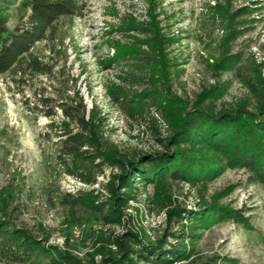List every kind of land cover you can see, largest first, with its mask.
<instances>
[{
  "label": "rangeland",
  "instance_id": "1",
  "mask_svg": "<svg viewBox=\"0 0 264 264\" xmlns=\"http://www.w3.org/2000/svg\"><path fill=\"white\" fill-rule=\"evenodd\" d=\"M84 5L82 16L60 24L57 44L63 60L67 58L60 79L76 80L89 108L92 102L100 106L109 121L107 136L122 153L165 151L149 122L129 120L114 100L119 89L127 94L142 89V83L126 79L124 63L108 64L116 45L134 47L144 38L126 33L125 24L154 22L165 41L169 93L177 104L168 119L177 121L203 97L204 104L213 103L218 111L240 106L256 111L248 83L264 82V0H84ZM21 23V14L12 11L9 28ZM39 51H46V46ZM39 81L46 83L45 78ZM7 82L0 76V219L37 237L51 234L49 243L62 249L69 240V249L85 259L95 240L88 234L104 229L107 237L118 236L124 229L104 227L98 215L83 208L71 216L66 195L77 196L78 191L104 195L103 186L119 169L106 166L94 186L67 176L57 159V139L46 137L49 121L27 111L21 94L15 86L9 89ZM153 115L161 138L169 137L175 122L167 123L155 110ZM156 194L151 187L149 195ZM171 194L178 204L196 209L198 195L188 185H172ZM205 195L247 222L229 219L213 226L200 241L198 254L179 264H264V185L255 183L245 170L228 169L209 184ZM146 200L143 197L138 204L139 212H127L125 228L131 215V226L156 240L166 232V220L164 214L150 213Z\"/></svg>",
  "mask_w": 264,
  "mask_h": 264
},
{
  "label": "trees",
  "instance_id": "2",
  "mask_svg": "<svg viewBox=\"0 0 264 264\" xmlns=\"http://www.w3.org/2000/svg\"><path fill=\"white\" fill-rule=\"evenodd\" d=\"M84 7V0H0V76L8 78L9 89L16 87L27 111L49 121L46 137L57 139V159L67 176L94 186L106 166L118 167L119 172L103 186L104 195L78 191L77 196L66 195L65 201L71 216L83 208L98 215V223L104 227H122L124 231L108 237L104 229L88 234L95 238L93 252L82 259L69 249V240L62 249L49 243L51 234L37 237L0 219V264L188 262L198 254L200 241L210 228L229 219L247 222L240 214L208 200L209 184L228 169H241L255 183L264 185V82L248 83L257 112L244 106L218 111L213 103L204 104L203 97L177 121L168 119L177 104L169 93L165 41L154 22L125 24L126 33L136 32L144 38L134 47L116 45V54L108 64L124 63L126 79L142 83V89L130 94L119 89L114 100L129 120L148 121L165 151L122 153L107 136L109 121L100 106L92 102L89 108L76 80L70 76L65 82L60 79L67 61L57 44L60 24L82 16ZM14 10L21 14L22 23L10 29ZM40 46H46V51L36 52ZM41 78L46 83L40 82ZM153 110L167 123L175 122L169 137L161 138ZM172 185L196 190L195 210L178 204L171 194ZM151 187L157 191L155 196L149 195ZM143 197L150 213L165 216L166 232L156 240L142 228L131 226V215L125 228L127 212H139Z\"/></svg>",
  "mask_w": 264,
  "mask_h": 264
}]
</instances>
